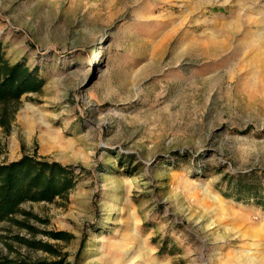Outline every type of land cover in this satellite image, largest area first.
Here are the masks:
<instances>
[{
	"label": "rangeland",
	"instance_id": "1",
	"mask_svg": "<svg viewBox=\"0 0 264 264\" xmlns=\"http://www.w3.org/2000/svg\"><path fill=\"white\" fill-rule=\"evenodd\" d=\"M0 43L46 79L0 127V163L33 155L78 180L1 222L0 257L264 264L247 232L264 205L226 195L264 194V0H0Z\"/></svg>",
	"mask_w": 264,
	"mask_h": 264
},
{
	"label": "trees",
	"instance_id": "2",
	"mask_svg": "<svg viewBox=\"0 0 264 264\" xmlns=\"http://www.w3.org/2000/svg\"><path fill=\"white\" fill-rule=\"evenodd\" d=\"M45 84L46 79L24 60L13 63L8 61L0 43V127H9L23 95L40 92ZM77 183L74 171L69 166L45 158L24 155L19 159L0 163V223L12 220L20 212V206L26 202H52L56 197L67 196ZM227 184L233 190L226 195H233L237 199L252 197L257 205H264V194L258 186L241 181H227ZM22 225L31 228L26 222ZM48 234L53 239H64L65 236L64 232ZM15 239L21 244L55 253L54 246L49 243L19 236ZM62 263V259L34 261L0 257V264Z\"/></svg>",
	"mask_w": 264,
	"mask_h": 264
},
{
	"label": "bare ground",
	"instance_id": "3",
	"mask_svg": "<svg viewBox=\"0 0 264 264\" xmlns=\"http://www.w3.org/2000/svg\"><path fill=\"white\" fill-rule=\"evenodd\" d=\"M240 219H245V218H243V216H241L240 217ZM135 220V218H134V216L133 215H129L128 217H127V220H126V223L127 224H129L130 225V223H132L133 221ZM246 220V219H245ZM248 234L250 235V236H258L259 235V233L258 232H263L264 233V223L260 226V227H255V228H253V227H251V226H248ZM132 232L133 233H136L138 230H136V227H135V224L132 226ZM263 236V235H262ZM133 237V236H132ZM135 238V237H134ZM133 238V239H134ZM257 238V237H256ZM256 238H253V239H256ZM139 239H140V237H139ZM138 239V241L140 242L141 241V239L139 240ZM141 243V242H140ZM134 248V247H133ZM129 251H131L130 249H129ZM129 253V252H128Z\"/></svg>",
	"mask_w": 264,
	"mask_h": 264
}]
</instances>
